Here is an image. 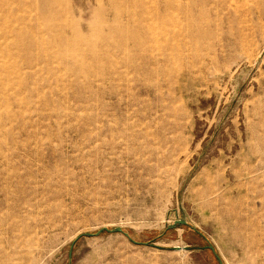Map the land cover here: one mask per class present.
I'll return each instance as SVG.
<instances>
[{"label":"rangeland","instance_id":"374dc122","mask_svg":"<svg viewBox=\"0 0 264 264\" xmlns=\"http://www.w3.org/2000/svg\"><path fill=\"white\" fill-rule=\"evenodd\" d=\"M219 261L264 264V0H0V264Z\"/></svg>","mask_w":264,"mask_h":264},{"label":"water","instance_id":"95a60500","mask_svg":"<svg viewBox=\"0 0 264 264\" xmlns=\"http://www.w3.org/2000/svg\"><path fill=\"white\" fill-rule=\"evenodd\" d=\"M186 221L182 218H176L174 219L173 223L168 225L167 228H170V227H173L174 225H186ZM101 232H111V233H121L123 234L128 240H130L131 242L135 243V244H141L143 242H138L136 240H133L127 232L123 231L121 227H113V228H107V227H101L100 229H98L97 231H95L94 233H91V232H84L82 233L83 236H92V235H98L100 234ZM144 244V243H143ZM209 248L214 251V248L212 245H209ZM70 257H71V249L69 251V261H70ZM216 257H218L216 255ZM69 264V263H68ZM219 264H222L220 261H219Z\"/></svg>","mask_w":264,"mask_h":264},{"label":"bare ground","instance_id":"6f19581e","mask_svg":"<svg viewBox=\"0 0 264 264\" xmlns=\"http://www.w3.org/2000/svg\"><path fill=\"white\" fill-rule=\"evenodd\" d=\"M204 1H206V0H204ZM211 1V0H210ZM203 8H200V10H202ZM120 44H118L117 46H119ZM121 46V45H120Z\"/></svg>","mask_w":264,"mask_h":264}]
</instances>
